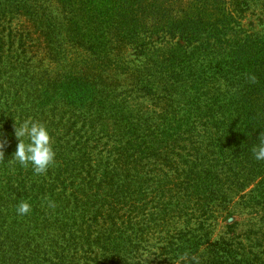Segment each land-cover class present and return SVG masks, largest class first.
I'll use <instances>...</instances> for the list:
<instances>
[{
    "label": "trees",
    "instance_id": "trees-1",
    "mask_svg": "<svg viewBox=\"0 0 264 264\" xmlns=\"http://www.w3.org/2000/svg\"><path fill=\"white\" fill-rule=\"evenodd\" d=\"M27 1L0 0V28ZM57 3L75 13L50 18L64 36L26 14L50 57L78 61L33 65L0 30V264H264V21L242 24L264 0ZM28 118L51 135L45 174L12 160Z\"/></svg>",
    "mask_w": 264,
    "mask_h": 264
},
{
    "label": "rangeland",
    "instance_id": "rangeland-1",
    "mask_svg": "<svg viewBox=\"0 0 264 264\" xmlns=\"http://www.w3.org/2000/svg\"><path fill=\"white\" fill-rule=\"evenodd\" d=\"M4 8L6 10H11V4L9 3H4ZM26 9L30 8L32 6H39L40 8H43L45 11L43 12L44 15L42 17V20L44 22L41 30L42 34L44 32H52L54 28L60 29L61 31V36H64L63 30H65L64 26H61L60 28L57 25H53L50 21V18H58L57 22H61L62 19L66 20H73L74 19V11L71 8H65L61 7L58 5L57 0H38V2L34 0H29L26 2ZM8 6V7H7ZM26 9L23 11H20L18 14L9 13L5 17V22L2 24L4 25L3 28H0L4 30V34H8L9 32L11 33H19L22 32L25 34V39L26 41L24 42L25 44V49H26V56H31L33 58V65H38L40 64V60H42V65L44 66L43 68H54L57 67V63L60 64H68L70 61H78L82 55H84L82 48L76 49L72 48L70 46H64V48L67 50V56L65 59H60L59 62H56L55 58L50 57L48 48L46 47L44 38H39L41 34L37 31H34V29L31 27L32 22L29 20V15L26 14ZM261 21H264V8L258 7L254 10L249 11L244 20L242 21L243 26L246 29L249 30H260V23ZM47 22H50V27H47ZM29 36V37H28ZM18 43V42H17ZM14 44V48L18 46V44ZM7 48V46L5 47ZM126 57L129 59L133 60V62H138V56L135 55L134 51L129 50L126 54ZM124 77L121 76V80H123ZM127 88H120V91H124ZM118 101V100H117ZM128 102L132 103L133 105L131 108L127 107L124 112L133 114L134 116L138 117V92L132 93L131 98H129ZM151 104V103H150ZM122 105V104H121ZM12 141V140H11ZM240 210L237 211L236 215L239 213V215L235 216L233 220L237 221L241 225H247V221L249 220V217L246 215H240ZM231 223V221H221L219 220L216 228H215V234L214 238H218L219 235H222L226 232L225 226L227 224ZM246 228V227H245Z\"/></svg>",
    "mask_w": 264,
    "mask_h": 264
},
{
    "label": "clouds",
    "instance_id": "clouds-1",
    "mask_svg": "<svg viewBox=\"0 0 264 264\" xmlns=\"http://www.w3.org/2000/svg\"><path fill=\"white\" fill-rule=\"evenodd\" d=\"M14 137L17 140L12 154L14 162L23 167L31 166L35 174H45L55 163L56 153L51 135L43 122L31 118L23 120L18 127L15 126ZM253 154L255 159L264 160V140L253 149ZM30 211L31 205L27 201H21L16 207V213L20 216L27 215Z\"/></svg>",
    "mask_w": 264,
    "mask_h": 264
}]
</instances>
